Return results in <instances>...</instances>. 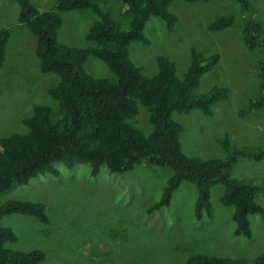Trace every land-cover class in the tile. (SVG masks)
I'll return each instance as SVG.
<instances>
[{"label":"rangeland","instance_id":"rangeland-1","mask_svg":"<svg viewBox=\"0 0 264 264\" xmlns=\"http://www.w3.org/2000/svg\"><path fill=\"white\" fill-rule=\"evenodd\" d=\"M58 0H31L39 10L53 9ZM122 29L130 28V17L119 0H99ZM264 33V0H250ZM171 10L179 16L174 31L157 17L146 26L149 44L131 43L132 60L149 76L158 70L157 57L172 60L176 73L183 77L190 62L191 50L205 55L219 53L218 64L202 77L198 93L215 86L227 89L225 99L213 105L211 115L200 110L174 113L184 130V152L202 160L228 156L221 141L229 136L239 146L264 148V107L240 115V110L258 93L257 62L261 50H249L243 39L248 19L234 0L185 2L178 0ZM19 5L0 0V27L12 28L6 61L1 71L0 140L12 133H25L23 119L31 116L37 104L49 105L55 112L58 103L48 88L58 83L52 73H42L35 53L36 36L16 21ZM236 14L235 23L213 31L210 24L218 17ZM64 23L59 39L71 46L88 48L96 45L86 34L98 18L90 9L62 13ZM86 70L96 78L115 79L108 65L91 55ZM130 123L144 133L152 131L148 109L139 103V113ZM59 171L41 174L27 185L13 184L0 193V205L9 199L43 203L47 223L24 214H11L1 224L11 227L17 241L8 243L14 250L45 254L39 264H183L195 255H215L252 261L264 254V220L260 214L250 216L253 236L235 233L234 206L222 203L223 184L211 190L212 212L204 211L201 219L194 208L197 186L183 181L174 192L172 202L149 212L162 197L173 171L167 166L142 164L126 172H111L103 165L98 175L91 166L67 167L54 164ZM226 171L242 182L256 185L258 201L264 203V158L240 157Z\"/></svg>","mask_w":264,"mask_h":264},{"label":"trees","instance_id":"trees-1","mask_svg":"<svg viewBox=\"0 0 264 264\" xmlns=\"http://www.w3.org/2000/svg\"><path fill=\"white\" fill-rule=\"evenodd\" d=\"M10 1L19 5L16 21L37 38L39 70L59 78L56 85L48 88L58 110L55 112L45 104L35 105L32 115L23 119L27 132L12 133L0 140V193L13 184L27 185L41 174L59 175L54 168L57 162L67 167L88 164L94 176L103 165L111 172H126L142 164L167 166L173 174L161 199L149 208L150 213L169 206L174 192L183 181H188L197 186L194 212L201 219L204 211L211 214V190L220 183L225 186L222 203L234 206L235 233L253 236L250 216L260 214L264 220V203L257 199L259 187L242 182L226 168L240 157L263 159L264 148L235 145L226 136L221 145L227 157L208 160L192 157L183 150L184 126L174 118L175 112L193 110L211 115L214 103L226 98L227 89L223 87L197 92L202 77L218 64L220 54L205 55L192 49L191 62L183 77L177 75L174 62L165 55L157 57L158 70L152 76L146 75L130 56L132 42H151L146 26L152 17L162 20L169 31L176 29L179 16L171 6L178 0H119L131 20L128 29H122L99 0H58L53 9L43 11L31 0ZM234 1L248 16L243 27L246 47L261 50L257 62L258 93L240 110V115L245 116L264 107V33L250 0ZM84 9L92 10L98 17L86 34L87 40L96 45L82 48L62 42L59 39L64 23L62 13ZM236 18V14L220 16L210 24V29H226ZM11 36V27H0V76ZM91 55L108 65L114 80L96 78L86 70L85 63ZM1 95L0 87V98ZM139 103L149 112L153 127L149 134L130 123L139 113ZM11 214L33 216L47 223L45 204L9 199L0 205V264H39L45 258L43 251L25 252L8 247V243L17 241V236L1 221ZM183 264H264V254L252 261L200 254Z\"/></svg>","mask_w":264,"mask_h":264}]
</instances>
